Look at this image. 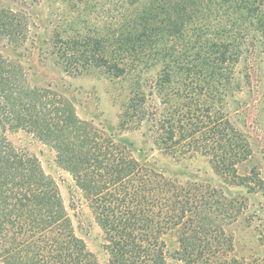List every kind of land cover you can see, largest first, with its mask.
<instances>
[{
  "label": "trees",
  "instance_id": "trees-1",
  "mask_svg": "<svg viewBox=\"0 0 264 264\" xmlns=\"http://www.w3.org/2000/svg\"><path fill=\"white\" fill-rule=\"evenodd\" d=\"M217 1L226 26L221 25L211 45L214 57L204 58L193 73L194 85L173 93L170 65L164 64L157 91L161 113L150 110L136 91L120 125L146 121L163 153H200L229 184L264 188L254 170L247 177L238 175V167L252 155L248 138L225 113L202 101L216 91L209 83L221 85L225 78L217 66L237 60L242 49L259 50L264 75V0ZM171 4L159 24L179 29L182 16L172 20L177 11ZM155 11L148 9L135 20L141 30L135 40H142L143 29L158 25ZM25 32L18 14L0 11V41L20 47ZM106 43L101 38L68 39L60 42L56 57L75 72L104 68L121 77L126 67L105 51ZM182 94L184 103L173 101ZM20 130L54 151L57 167L70 175L87 201L103 233L107 264H167L163 238L169 234L177 235L174 255L184 264H208L232 248L225 226L237 218L239 206L219 190L164 178L127 138L115 137L112 127L104 132L81 120L69 100L29 86L20 65L0 57V264H99L76 236L56 183L35 156L19 152L8 140V132Z\"/></svg>",
  "mask_w": 264,
  "mask_h": 264
},
{
  "label": "rangeland",
  "instance_id": "rangeland-1",
  "mask_svg": "<svg viewBox=\"0 0 264 264\" xmlns=\"http://www.w3.org/2000/svg\"><path fill=\"white\" fill-rule=\"evenodd\" d=\"M188 1L136 0L131 4L130 0H0V11L18 14L26 28L25 42L20 47L0 41V57L20 65L29 86L48 89L69 100L81 120L104 132L112 127L115 137L127 138L164 178L178 185L196 184L219 190L239 206L237 218L225 226L232 248L219 252L208 264H264V188L229 184L214 173L209 158L200 153H163L155 144V131L146 121L120 125L121 115L136 91L150 110L161 113L163 102L157 91L164 64L170 65L167 70L172 73L175 93L194 85L193 73L201 68L204 58L214 57L211 45L221 25L226 26L220 2L192 0L190 5ZM169 2L170 9L177 11L172 20L182 16L179 29L159 24ZM148 9H156L158 25L153 30L143 29L142 40H135L141 34L135 20ZM84 37L104 39L108 45L105 51L119 58L126 67L125 74L114 77L104 68L93 67L75 72L71 65L58 60L61 41ZM217 70L225 78L221 85H217V80L210 82L207 87L216 85V91L206 94V98L203 95L202 101L211 110L225 113L249 140L252 155L238 167V175L247 177L254 170L264 182V75L259 50L242 49L237 60L218 65ZM184 96L172 99L184 103ZM7 138L19 152L38 159L43 172L57 185L76 236L99 264H107L109 256L102 230L70 175L57 167L54 151L21 130L8 132ZM163 239L166 263L184 264L174 255L177 235L169 234Z\"/></svg>",
  "mask_w": 264,
  "mask_h": 264
}]
</instances>
